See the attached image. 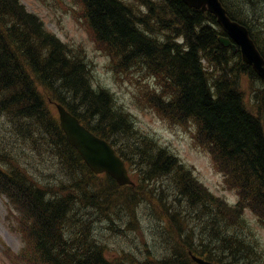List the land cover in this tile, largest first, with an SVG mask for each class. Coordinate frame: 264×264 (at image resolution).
I'll return each mask as SVG.
<instances>
[{"label": "trees", "instance_id": "obj_1", "mask_svg": "<svg viewBox=\"0 0 264 264\" xmlns=\"http://www.w3.org/2000/svg\"><path fill=\"white\" fill-rule=\"evenodd\" d=\"M79 1L97 44L124 61L141 58L151 75L169 87L167 100L157 102V107L179 123L193 121L197 125L198 143L212 154L227 186L239 194V202L229 206L215 197L174 154L153 137L134 130L129 116L116 112L110 94L93 89L83 60L72 55L68 46L46 31L39 18L27 12L18 0H0V116L7 118L10 132L4 126L0 128V152L5 150L1 143L7 134L34 132L46 146L55 145L48 140L53 135L56 143L63 146L59 154L66 155L67 166L89 172L68 145L58 123L51 119L41 93L47 91L88 129L109 141L123 160L132 163L145 186L154 181L163 186L155 197L154 191L141 184L134 191L138 199L145 194L152 201L161 202V191L171 186L165 201L169 198L167 203L176 206L170 214L172 222L179 215L187 226L185 238L192 236L203 248L197 250L189 242H182L181 249L172 247L171 258L154 264H193L188 257L190 252L224 264L220 253L233 255L235 248L239 256L241 250L251 253L253 249L244 243L243 235L237 237L233 229L242 224L236 223L241 219L238 207L245 202L242 198H248L251 204L245 203L259 217L264 216V82L242 62L239 52L233 55L219 44L218 37L224 33L213 15L190 8L181 0ZM221 2L229 18L248 28L264 58V41L255 30L260 25L256 16L246 15L235 0ZM148 28L157 29L163 38L150 34ZM168 30L175 34L170 44L163 40L170 34ZM177 36L181 42L175 40ZM7 40L14 46L7 45ZM68 100L70 106L66 104ZM80 108L83 111L77 110ZM89 119H95L94 126L86 122ZM118 136L122 140L118 141ZM0 163L4 162L0 159ZM89 178L88 182L80 180L73 189L80 192L83 184L87 192L95 183V194L91 190L84 198L79 195L81 198L74 199L63 193L56 199H46L45 189L24 171L10 166L0 168V193L26 217L33 244L30 250L35 252L38 264H115L105 257L103 246L89 237V227L71 216L75 200L104 211L105 203H100L98 196L116 187L109 177L106 189L97 184V179L93 180L91 173ZM180 199L183 201L179 206ZM182 204L185 210L180 209ZM189 210L195 211L194 220L209 213L214 228L211 240H205L207 234L203 230L189 226ZM219 224L222 236L215 228ZM171 227L176 228V223ZM129 261L144 263L133 257Z\"/></svg>", "mask_w": 264, "mask_h": 264}, {"label": "rangeland", "instance_id": "obj_2", "mask_svg": "<svg viewBox=\"0 0 264 264\" xmlns=\"http://www.w3.org/2000/svg\"><path fill=\"white\" fill-rule=\"evenodd\" d=\"M235 1L239 7L246 10V15L256 16L255 19L260 25L256 26L255 30L258 34L261 33L259 38L264 41V19H262L264 18V0ZM20 2L29 12L38 16L49 33L69 47L72 55L83 60L88 68L91 85L95 89L99 88L110 93L117 111L114 110L128 115L140 134L153 137L160 145L173 152L182 163L194 171L199 183L215 197L228 205H234L239 200L237 192L227 186L223 174L211 161L208 152L198 143L196 125L191 121L179 123L163 115L164 113L157 107V102L167 100L166 93L169 87H165L161 81L151 75L141 58L130 62L124 61L112 54L105 46L97 45L87 27L84 6L79 0H20ZM159 25L161 26L162 22ZM148 30L159 39L163 38L157 29L148 28ZM168 31L170 34L163 39L166 44L172 43L175 36L172 30ZM175 38L177 42L181 41H178V36ZM7 41V45L14 46L10 40ZM146 51L150 52V48ZM2 60L1 56L0 62ZM149 61L152 62L151 59ZM245 89L244 92L247 94L248 91ZM41 93L51 119L58 123V113L53 104L56 102L55 96L47 91H41ZM69 102V100L66 102L68 106H70ZM77 110L83 111L81 108ZM86 122L95 125V119H89ZM2 126L7 133H10L6 118L0 116V127ZM6 136L3 139L5 142L1 143L5 148L0 152V157L5 163H1L2 166L17 167L24 171L38 187L45 189L46 199H56L58 194L63 195V193L72 195L74 199L81 196L84 198V195L91 190L95 194V183L91 184V188L88 187L87 192L83 190V184L80 192L73 189V186L82 179L88 182L91 179L89 178L91 172L89 170L85 172L82 168L78 170L75 166H67L64 160L66 155L59 154L63 152V146L56 143L55 136L52 135L51 139H48L49 142H55V145L47 146L43 140L36 137L34 132L29 134L26 131L23 134L15 133ZM117 139L120 141L122 137L118 136ZM126 165L135 185L132 188L114 187L110 192L106 191L108 193H101L98 199L100 203H105V212H101L98 207L84 206L77 200L73 203L71 216L79 220L78 223L84 222L89 227L90 230L88 229L89 232H87L89 237L103 246L105 257L115 264H130L129 259L132 257L144 261L140 264H154L155 261L171 258L170 251H174L172 247L177 246L181 249L182 242H189L191 246H196L195 249L201 250L203 248L201 242L194 240L192 236L189 239L185 238L187 226L182 218L175 215L176 222H172L170 218L176 206L171 202L167 203L169 198L165 201V195L168 190L170 191L171 186H165L164 191H161V202L152 201L145 194L138 199V193L134 192L136 186L142 184L145 189L154 191L155 197H157L158 188L163 186L158 184V181L145 186L136 167L129 161ZM92 175L96 176L93 180L98 181L97 184L102 189H106L108 182L105 176ZM242 199L251 204L248 198ZM182 201L183 199H180L177 204L180 206ZM245 202L238 207L241 219L236 223L242 224L237 226L236 230L233 229V234L237 237L243 234L244 243L249 244V248L254 247L253 251L250 253L248 250H241V256L237 253L238 248L232 250L233 255L226 256L220 253L219 256L224 255L221 256L224 264H243L242 261L248 264H264V216L259 217ZM171 205L173 207H170ZM183 207L185 205L182 204L180 209ZM194 212V210L188 211L189 224H192L189 226L196 227V230H203L207 234L204 235L205 240H211L210 236L214 228L209 213L194 220ZM172 223H176L177 227L172 228ZM219 226L220 224L215 228L222 236L223 229ZM23 227L16 209L5 196L1 195L0 264H34L23 260L22 256H18L20 259L15 257L16 254L23 252L24 240L28 239L27 234L22 230ZM73 233L74 231L71 234ZM216 234L214 233V237ZM188 257L190 260L189 255Z\"/></svg>", "mask_w": 264, "mask_h": 264}, {"label": "water", "instance_id": "obj_3", "mask_svg": "<svg viewBox=\"0 0 264 264\" xmlns=\"http://www.w3.org/2000/svg\"><path fill=\"white\" fill-rule=\"evenodd\" d=\"M182 1L190 7L202 11H208L213 14L217 23L220 24L223 30L227 33V37L232 38L240 46L243 45L252 48V61L254 63L247 61L252 64L253 67L258 68V66H263L264 69V60L261 55L255 51L248 32L240 28L235 22L227 17L226 11L219 0ZM219 42L224 46L229 43L225 38L220 39ZM56 107L59 113L60 127L64 132L69 145L77 150L89 169L96 174L103 172L108 173L119 185L132 184L127 176V171L123 162L114 154L109 144L104 140L95 137L81 126L79 121L68 113L64 107L59 104L56 105ZM192 259L197 264H212L196 256H192Z\"/></svg>", "mask_w": 264, "mask_h": 264}, {"label": "bare ground", "instance_id": "obj_4", "mask_svg": "<svg viewBox=\"0 0 264 264\" xmlns=\"http://www.w3.org/2000/svg\"><path fill=\"white\" fill-rule=\"evenodd\" d=\"M182 1V0H181ZM124 2H126V1H124ZM219 2L222 4V2H221V0H219ZM127 3H128V1H127ZM184 3V2H183ZM185 4V3H184ZM186 6H188L187 4H185ZM223 5V4H222ZM241 5H243L242 3H241ZM244 5H247V4H244ZM188 7H190V6H188ZM190 8H193V7H190ZM253 8V7H252ZM193 9H196V8H193ZM196 10H198V9H196ZM227 12V11H226ZM251 12V11H250ZM228 16V15H227ZM228 18H229V16H228ZM231 21H233V22H235L240 28H242L243 30H245V31H247L248 32V34L250 35V32H249V30H248V28L246 27V26H244V25H241L240 23H238L237 21H234V20H232L231 18H229ZM247 21V20H246ZM218 24V23H217ZM218 26L221 28V30H222V32L224 33V35H222V36H219L218 37V42H219V40L220 39H222V38H225V39H227V41L229 42L228 43V45H226V46H224V45H222L220 42H219V44L223 47V48H229L230 50H231V53L234 55V54H237V52H239L240 53V58H241V60H242V62L243 63H245V64H247V65H249L251 68H252V70L256 73V75L258 76V78L261 80V81H263L264 82V69H263V66H258V68H256V67H253L252 66V64H250L248 61H250L251 63H254L253 61H252V54H253V50H252V48L251 47H248V46H243V45H239V44H237L232 38H230V37H227L228 35H227V33L223 30V28L220 26V24H218ZM145 28V27H144ZM47 31V30H46ZM149 34V33H148ZM201 38V37H200ZM181 42V41H180ZM253 47H254V49H255V51L256 52H260V49H259V47H258V45H257V43L255 42L254 44H253ZM229 51V50H228ZM174 53V52H173ZM261 53V52H260ZM195 54V53H194ZM229 58V57H228ZM248 60V61H247ZM264 60V59H263ZM225 62V61H224ZM258 64H259V62H258ZM232 94V93H231ZM111 97H112V95H110ZM58 103V102H57ZM59 105H62L61 103H58ZM1 116L2 117H5L3 114H1ZM6 118V117H5ZM78 118V117H77ZM79 119V118H78ZM6 124L8 125L7 126V128L9 129V124H8V121H7V118H6ZM196 125V124H195ZM1 128V127H0ZM61 130V129H60ZM62 131V130H61ZM196 131H197V125H196ZM207 147H205L204 148V150L206 151V152H208V154L210 155V157H211V161L212 162H215V160H214V158H213V156H212V154L206 149ZM112 149H113V152H114V154L115 155H117L118 153L116 152V150H115V148L112 146ZM168 151H170L169 149H167ZM171 152V151H170ZM172 154H174L173 152H171ZM119 155V154H118ZM175 155V154H174ZM176 156V155H175ZM193 171V170H192ZM193 174H194V171H193ZM194 176H195V174H194ZM142 181H144V180H142ZM150 183V182H149ZM139 187H140V185H138ZM138 186H136V187H138ZM136 189H134V191H135ZM133 195V194H132ZM143 202V201H142ZM141 202V203H142ZM243 235V234H242ZM243 237H244V239H245V236L243 235ZM249 245V244H248ZM254 248V247H253ZM252 248V249H253Z\"/></svg>", "mask_w": 264, "mask_h": 264}]
</instances>
